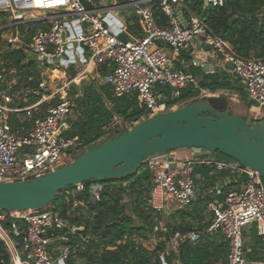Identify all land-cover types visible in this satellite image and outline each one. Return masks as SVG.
I'll use <instances>...</instances> for the list:
<instances>
[{"label": "built area", "instance_id": "2783aa9c", "mask_svg": "<svg viewBox=\"0 0 264 264\" xmlns=\"http://www.w3.org/2000/svg\"><path fill=\"white\" fill-rule=\"evenodd\" d=\"M223 1L204 0L203 7L221 6ZM124 2L134 8L145 28L146 33L140 39L120 40L116 32L119 29L117 26L112 28L114 23L107 24L109 19L102 18L97 11H86L79 0H0V14L10 19V23L4 25L8 28L27 20L47 24L27 44L29 54L35 55L37 62L67 68L74 61L69 51L77 45L81 63L88 60L96 66L108 67L104 83L112 96H136L142 119L181 107L182 103L177 101L185 89L195 90L198 93L196 99L214 95L209 89L200 87L197 77L188 68H174L162 49L165 46L172 55H177L189 51L195 40L202 46L208 45L214 56L229 64L231 74L243 85L247 100L264 108V59L238 56L225 41L212 33L203 16L187 8L184 0ZM156 10L167 18L166 26L156 23ZM30 12L45 14L27 19L26 14ZM69 18L75 20L76 31H70L66 40L62 36L69 28L65 23ZM7 42L20 43L17 34L11 35ZM206 73L213 74L214 71L207 70ZM0 82H4L2 75ZM157 88L169 89L170 96L162 95ZM63 89L51 91L47 82H37L32 91L34 96L40 100L55 99L45 109L39 103L23 108L12 107L14 99L26 104L27 95H8L5 89H0V183L41 177L65 165L70 153L80 150L82 143L78 136L62 134L73 107ZM19 112L30 121V128L24 135L13 131L9 122L10 117ZM114 125L130 127L118 118H115ZM195 156L180 159L171 151L144 159L150 183L146 205L150 210L163 215L170 204L179 207L193 204L197 199L193 176L197 165L208 164L217 171H230L239 181L238 189H228L222 201L208 204L211 220L202 231L186 235L175 232L160 238L157 234H167L168 228L163 222L154 223L148 236L151 247L161 243L164 254L177 255L179 245L185 241L194 244L201 235L220 234L227 243L224 264H264V180L261 174L236 161H208ZM71 187L75 192L86 188L84 183ZM98 189V185H91L89 191L94 194ZM7 217L18 222L11 225L10 233L20 239L26 256L24 260L12 243L7 244L12 264L66 263L70 256V237L75 233L51 206L23 212L0 210V222ZM254 223L262 226L256 252L258 261L247 258L243 239L245 229ZM81 240L88 241L87 238ZM54 252L58 253L56 257L52 255ZM161 260L166 264L163 257Z\"/></svg>", "mask_w": 264, "mask_h": 264}, {"label": "trees", "instance_id": "16d2710c", "mask_svg": "<svg viewBox=\"0 0 264 264\" xmlns=\"http://www.w3.org/2000/svg\"><path fill=\"white\" fill-rule=\"evenodd\" d=\"M184 1L189 10L205 18L212 33L225 41L238 56L264 59V0H224L221 6H212L207 9L203 7L204 0ZM154 18L159 26L167 25V18L160 10L155 11ZM30 38L31 35L27 34L25 43H28ZM13 47L11 50L0 52V72L2 69L5 71L14 70L20 79H25L27 75L37 71L36 64L26 61L25 47L17 45ZM199 85L201 88L209 89L212 93L218 89L241 92V99L246 102V107L255 106L254 103L247 102L246 96L242 92V84L234 76L207 77L201 80ZM30 86L34 87L35 82L30 83ZM97 88L92 84L82 85L78 87L81 94L74 99L80 114L79 119L74 123V135L78 136L82 143L80 149L88 145H92L90 148L95 147L108 137L120 135L121 128L114 125V117L120 118L124 122L134 123L141 117V109L136 96L114 98L107 85ZM157 89H163V92L170 96L169 89ZM197 95L198 93L192 88L185 89L177 102L180 103L188 99L193 101ZM36 99L38 97H33L30 102H34ZM9 122L13 131L17 127H27L30 123L29 120L19 123L16 118H11ZM85 151L69 152L71 154L69 162ZM196 167L201 168L199 165ZM208 169L210 168L208 167ZM226 174L234 180L233 184H238L239 181L234 174L230 171H227ZM84 184L86 186L84 191L75 192L72 187H68L56 195L49 205L66 220L75 233L70 237V256L65 264H162L161 257L166 264L173 262L179 264H224L227 243L220 234H204L195 244L185 241L179 245L177 255L164 254L161 243L152 245L149 251L142 247V243L137 240V238H145L147 233H151L154 223L158 222L165 223L168 228L167 234H157L160 238L175 232L190 231L192 225L188 218L192 217L197 222L202 221L203 213L210 200L209 197H199L194 202L197 203L194 208L195 216H191L192 214L188 210L194 203L188 207L170 204L166 210L174 209L175 206L182 218L180 223L175 224L172 219L166 216L165 212L163 215H159L147 207L146 199L150 183L149 173L144 162L136 174L130 178L109 179L102 182L89 181ZM91 185L99 186L94 194L89 191ZM228 186L227 189H230ZM127 209L130 210V214L127 213ZM137 222L138 224H136ZM13 223L18 222L7 217L0 222V227L17 243L20 239L14 238L10 233ZM203 226L199 227V230H203ZM261 227L259 223L248 227L249 240L253 241L252 253L247 254V258L251 261L259 260L256 252ZM61 232H65V230ZM246 233L245 229L243 232L244 241ZM82 238H87L88 241L83 242ZM16 248L19 251L21 245H16ZM0 264H12L7 244L1 239Z\"/></svg>", "mask_w": 264, "mask_h": 264}, {"label": "water", "instance_id": "95a60500", "mask_svg": "<svg viewBox=\"0 0 264 264\" xmlns=\"http://www.w3.org/2000/svg\"><path fill=\"white\" fill-rule=\"evenodd\" d=\"M116 28L118 21L92 0H79ZM118 38L127 37L117 31ZM206 47L209 48L208 45ZM29 58L36 59L35 55ZM230 66V65H229ZM229 99L213 95L142 119L102 140L73 161L38 178L0 183V210L23 212L49 206L61 191L89 181L134 176L150 155L179 149L220 153L257 170L264 180V117L254 123L228 113ZM23 259L26 260L25 252ZM54 264H62L54 263Z\"/></svg>", "mask_w": 264, "mask_h": 264}, {"label": "crops", "instance_id": "0c3cea01", "mask_svg": "<svg viewBox=\"0 0 264 264\" xmlns=\"http://www.w3.org/2000/svg\"><path fill=\"white\" fill-rule=\"evenodd\" d=\"M92 2L96 5H99L100 7H103V10L105 13L110 15L112 18L116 19L119 24H117V29L121 31L122 34H124L127 37V40H136L140 39L142 36L145 35L146 31L145 28L140 20V18L135 14L134 8L132 6L126 5L124 0H121L120 3L112 4V5H104L102 0H92ZM45 13H27L26 18L30 19L32 16H43ZM99 14V13H98ZM65 23L69 26V28L63 33L62 38L68 39L70 37L71 32L70 31H76L74 24L76 23L74 19H67ZM47 27V24L44 21L39 20H27L25 23L19 24L17 26L11 27L10 31H12V35L17 34L20 44L21 39L25 46L26 51V61L28 62H34L36 64L37 71L35 73H31L26 76L25 79H20L19 75L15 74L14 70L5 71V69H2L0 72V75L4 77V82H0V89H5L7 94H13L17 95L18 97H22L24 94L27 95V103L24 104L21 100L14 99L11 106L12 107H27L28 105H32L35 103H39L40 107L42 109L47 108L48 106L52 105L55 102V99H48L44 100L38 97L34 102H30L33 97H36L32 94V91L37 87L38 81H45L49 84L51 91H55L61 87H63V92L69 97L71 103H72V111L68 117V120L66 122V127L62 129V134L66 136H72L75 133L74 123L79 119L80 114L79 110L77 109L74 99L81 94L78 87H81L82 85L86 84H92L96 88L101 85H106L104 83V77L109 72V68L106 66H96L93 62H90L86 60L85 63L80 62V51L78 49L77 45H73L69 51V54L73 58V63H70V65L67 68H64L58 64L48 65V64H37L36 59L29 58L31 54H29L27 49V44L30 42L32 36L38 31L42 30ZM27 34L31 35V38L28 43H25ZM162 49L164 53L169 57L170 64L174 68H188L198 79L199 83L201 80L207 77L211 76H219V77H232L233 75L230 72V66L226 62H224L220 57H216L211 52L210 48L206 47V45H200L197 40L193 41L191 48L187 52H181L177 55H172L170 50L162 46ZM194 63V66L192 65ZM213 70V74H207L206 72ZM53 72H55L53 74ZM53 77H52V76ZM32 77L33 80L30 81L29 78ZM237 79V78H235ZM238 80V79H237ZM35 82V86H30V83ZM75 86V87H74ZM98 89V88H97ZM242 92H244V88L242 85ZM110 90V89H109ZM160 91L162 95H166L163 92V89L158 90ZM111 92V91H110ZM214 95H226L230 94L228 96V99L233 100L237 102L239 99L241 100V92L236 91H228L223 89H218L215 92H213ZM246 96V95H245ZM196 99V98H195ZM247 100V98H246ZM192 101V99H188L185 102L182 103H189ZM1 102V100H0ZM247 102H249L247 100ZM138 103V101H137ZM108 105V104H107ZM139 106V105H138ZM18 119L19 123H22L23 121L27 120L25 118V115L23 112H19L17 114H14L10 117ZM117 117H114V119ZM120 119V118H118ZM142 120V117L138 119V121ZM137 121V122H138ZM124 122V121H122ZM128 126H131L135 124L134 122H124ZM30 128V123L27 127H17L14 131L17 132L20 135H24L28 132ZM75 136V135H74ZM101 141V140H99ZM92 145H88L83 147L77 152L85 151L88 148H90ZM196 153V152H195ZM194 151L191 149H179L173 151V154L182 159V158H190L192 155L195 154ZM206 154H203L202 157L208 161H213L211 155L209 152H205ZM223 162V161H218ZM201 168H195L194 170V185L197 192V199L199 197H209L210 200L208 202H220L223 200L225 193L228 191L227 186L231 185L228 188H237V184H233L234 180L230 178L229 175L226 174L227 171H217L215 170L212 165L203 164L202 166L199 165ZM208 167L210 169H208ZM236 183V182H235ZM196 199V201H197ZM195 201V202H196ZM197 203H194L188 210L191 212V216H195V207ZM207 207L203 213V220L197 222L194 218L190 217L188 218L191 223L190 231L182 234H189L192 231H202L199 230V227L203 226L204 229L207 227L206 224L210 223L211 220V213ZM178 208L174 206V209H168L165 211L166 216L169 219H172V222L175 224L180 223L182 220L181 216L177 212ZM185 218V217H184ZM207 224V225H208ZM203 229V230H204ZM249 228L246 229V238H245V251L247 254L252 253V246L253 241L249 240ZM181 233V232H179ZM202 236V235H201ZM200 236V238H201ZM199 238V240H200ZM0 239L3 240L6 244L12 243L14 247L16 248V245H21V249L18 251L23 255V249H22V243L20 240L13 241L9 235L4 232L0 227ZM198 240V241H199ZM197 241V242H198ZM195 242V243H197ZM190 243V242H189ZM194 243V244H195ZM251 245V246H250ZM58 253L54 252L52 253L53 257H56Z\"/></svg>", "mask_w": 264, "mask_h": 264}, {"label": "rangeland", "instance_id": "374dc122", "mask_svg": "<svg viewBox=\"0 0 264 264\" xmlns=\"http://www.w3.org/2000/svg\"><path fill=\"white\" fill-rule=\"evenodd\" d=\"M102 2H103L104 5H112V4L120 3L121 0H102ZM8 23H10V19L8 18V16L0 14V52L1 53L3 51H5V50L13 49L14 45H17V46H20V47H22V46L25 47L23 45L24 39H23V41L21 39V42H22L21 44L20 43L19 44H9L7 42V39L10 38L12 33H13L12 31H10L11 30L10 28L4 26V25H7ZM37 64L39 65L38 67L40 68V65H42L43 63L38 61ZM54 73L55 72H53V74ZM185 101H182V102H185ZM245 103L246 102L243 101L242 99L241 100L239 99L237 102L229 99L228 113L231 116H240L241 118H243L244 120H246L248 122L256 123V122H258V121L263 119V117H264V108L258 107L255 104H254L255 106H252V107L248 108V107H246ZM185 104L186 103H182L181 106L185 105ZM191 150L194 151V153L196 152L193 156L198 155V157H199V156H202L203 154L207 155V153H205L206 151L201 150V149H191ZM209 154L213 158L212 159L213 161L234 162L233 159H231V158H229L227 156H224L223 154H220L218 152L209 153ZM68 162H69V160L65 161V164H67ZM127 213L130 214V210L127 209ZM136 224H138V222ZM149 235H150V233H147L145 235L146 237L144 236L145 238H142V239L141 238H139V239L137 238V240H139V243L140 242L142 243V247H144L145 249L150 251L151 250V245H150L149 240H148V236Z\"/></svg>", "mask_w": 264, "mask_h": 264}]
</instances>
